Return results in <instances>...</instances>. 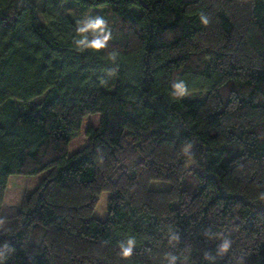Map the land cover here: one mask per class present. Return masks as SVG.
Listing matches in <instances>:
<instances>
[{
	"label": "trees",
	"instance_id": "16d2710c",
	"mask_svg": "<svg viewBox=\"0 0 264 264\" xmlns=\"http://www.w3.org/2000/svg\"><path fill=\"white\" fill-rule=\"evenodd\" d=\"M4 218L0 264H264V0H0Z\"/></svg>",
	"mask_w": 264,
	"mask_h": 264
},
{
	"label": "rangeland",
	"instance_id": "374dc122",
	"mask_svg": "<svg viewBox=\"0 0 264 264\" xmlns=\"http://www.w3.org/2000/svg\"><path fill=\"white\" fill-rule=\"evenodd\" d=\"M100 114L89 113L83 117L81 123V133L74 137L69 146V154L82 149L88 143L86 136V129L90 126H97L99 124ZM48 170L42 171L35 175H12V180L7 185L9 192L8 199L5 201V207L2 211L3 216H10L16 214L21 207V202L25 196L30 194L40 184V181L47 175ZM171 187L169 181L152 180L150 182L151 189H168ZM6 194V193H5ZM108 192L104 191L95 209L94 216L99 219H106L108 217V209L106 208ZM13 197V201H9ZM11 226L10 220L4 218L0 220V229L7 230Z\"/></svg>",
	"mask_w": 264,
	"mask_h": 264
},
{
	"label": "crops",
	"instance_id": "0c3cea01",
	"mask_svg": "<svg viewBox=\"0 0 264 264\" xmlns=\"http://www.w3.org/2000/svg\"><path fill=\"white\" fill-rule=\"evenodd\" d=\"M12 177H14V176H11L9 178L8 185H9V182L12 180ZM8 195H9V192L7 191L6 194H5V198H4V206H3V209L5 207V201H6V199H8ZM9 201H13V197Z\"/></svg>",
	"mask_w": 264,
	"mask_h": 264
}]
</instances>
